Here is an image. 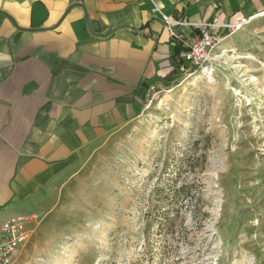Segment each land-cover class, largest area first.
I'll return each mask as SVG.
<instances>
[{"label":"rangeland","instance_id":"374dc122","mask_svg":"<svg viewBox=\"0 0 264 264\" xmlns=\"http://www.w3.org/2000/svg\"><path fill=\"white\" fill-rule=\"evenodd\" d=\"M263 13L79 160L14 264H264ZM192 182L209 217L167 221Z\"/></svg>","mask_w":264,"mask_h":264},{"label":"crops","instance_id":"0c3cea01","mask_svg":"<svg viewBox=\"0 0 264 264\" xmlns=\"http://www.w3.org/2000/svg\"><path fill=\"white\" fill-rule=\"evenodd\" d=\"M262 12L264 0H0V229L42 212L82 157L143 113L201 24L224 35Z\"/></svg>","mask_w":264,"mask_h":264},{"label":"built area","instance_id":"2783aa9c","mask_svg":"<svg viewBox=\"0 0 264 264\" xmlns=\"http://www.w3.org/2000/svg\"><path fill=\"white\" fill-rule=\"evenodd\" d=\"M163 20L170 24L173 21L163 15ZM247 23L241 20L237 25L229 26L228 29H240ZM222 26L214 23H204L199 27V33L189 50L183 55L190 68L195 70L203 69L210 61L213 52L219 47L227 36H222ZM161 91L154 85L147 93L148 104H153ZM30 220L25 216H18L2 223L0 229V264H14V258L31 237L29 228Z\"/></svg>","mask_w":264,"mask_h":264},{"label":"trees","instance_id":"16d2710c","mask_svg":"<svg viewBox=\"0 0 264 264\" xmlns=\"http://www.w3.org/2000/svg\"><path fill=\"white\" fill-rule=\"evenodd\" d=\"M188 51V50H187ZM175 68L171 73L170 79L166 82V86L170 87L177 85L179 81L182 79L183 75L190 69L189 64L185 61L184 58H178L175 61ZM189 70V71H190ZM190 164V162H187ZM163 191V194L168 198L171 191H173L174 199L167 203L168 210L165 211L164 216L167 221L170 218V212H175L174 221L177 218H180L183 214L184 216L190 215L193 220L201 222L203 219H207L209 217V213L204 210L205 201L203 198V192L201 185L192 182L190 184H182L179 188H174L170 190V188L163 187L160 189ZM172 221V220H171ZM170 221V222H171Z\"/></svg>","mask_w":264,"mask_h":264},{"label":"bare ground","instance_id":"6f19581e","mask_svg":"<svg viewBox=\"0 0 264 264\" xmlns=\"http://www.w3.org/2000/svg\"><path fill=\"white\" fill-rule=\"evenodd\" d=\"M260 17H264V13Z\"/></svg>","mask_w":264,"mask_h":264}]
</instances>
